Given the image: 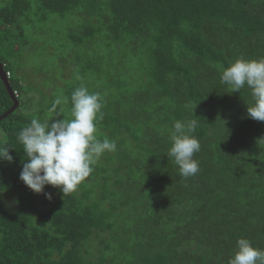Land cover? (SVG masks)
<instances>
[{
    "label": "trees",
    "instance_id": "trees-1",
    "mask_svg": "<svg viewBox=\"0 0 264 264\" xmlns=\"http://www.w3.org/2000/svg\"><path fill=\"white\" fill-rule=\"evenodd\" d=\"M53 16L72 21L52 54L70 53L61 60L74 73L54 92L69 101L81 85L99 92L97 138L117 144L65 196L52 186L34 194L19 179L20 130L71 118L70 102L49 113L53 90L49 100L21 74L47 47L39 37ZM241 57L264 58V0H0L12 92L0 77V117L19 103L0 121L13 157L0 161V264H227L240 238L264 249V122L247 118L250 91L231 93L217 68ZM194 116L199 171L183 178L169 136Z\"/></svg>",
    "mask_w": 264,
    "mask_h": 264
},
{
    "label": "clouds",
    "instance_id": "clouds-1",
    "mask_svg": "<svg viewBox=\"0 0 264 264\" xmlns=\"http://www.w3.org/2000/svg\"><path fill=\"white\" fill-rule=\"evenodd\" d=\"M217 68L220 82L231 93H240L245 87L250 91L252 103L247 106V118L264 122V58L241 57L226 68L223 65ZM69 102L70 119H32L17 135L27 157L19 179L34 194H42L45 186L59 189L63 196L74 192L91 175L101 156L117 149L115 141L107 137L101 140L96 135L97 124L103 119L99 92H90L81 85L73 90L70 101L68 97L57 96L48 111L62 112L63 107L58 106ZM197 126L198 120L194 116L191 120L175 121L170 131L171 147L167 157L178 167L183 178L199 171V162L193 158L201 147L193 135ZM0 161H13L9 147L0 146ZM45 195L51 199V194ZM227 264H264V249L253 247L248 239L240 238Z\"/></svg>",
    "mask_w": 264,
    "mask_h": 264
},
{
    "label": "rangeland",
    "instance_id": "rangeland-1",
    "mask_svg": "<svg viewBox=\"0 0 264 264\" xmlns=\"http://www.w3.org/2000/svg\"><path fill=\"white\" fill-rule=\"evenodd\" d=\"M42 26L44 32L43 35L39 37V40L41 41V39H43L44 43H47V47L37 45L38 48L37 50L30 52V54L28 53L29 58L26 59L23 69L21 70V74L25 76L24 77L25 80L28 83H30L31 86L33 87L38 86L42 88L44 92L48 94L47 99L50 100L51 97L49 96L51 95L52 90H53V94L56 95V97L57 96L65 97L64 89L59 90L58 93L55 94L54 88L55 91H57V88L60 87L59 85L60 80L61 82H63V80H66L67 76L69 78L70 76H72L71 79L74 78V73L73 74L68 73L70 67L73 65H70V67L67 66L66 69H64L66 62H62L64 56L66 57V55L70 53L65 52L66 54L61 56L59 49L56 55L52 54V52L56 49L55 48L56 44L59 45V46L57 45V47H61L65 43V36L67 35L68 31L72 26V21H70L69 19L63 20L59 17L53 16V20H50L49 22H47ZM56 30H58L59 33L55 37L54 34ZM76 64L77 63H75V66ZM36 71H37L36 74L39 77L35 75ZM53 73L55 77L53 76ZM30 97L34 98V100L32 101V106H35L36 101L40 102L39 100L40 97L38 96V94L32 93ZM8 200L10 205H12L13 204L12 199L9 198ZM12 209H16V206H13Z\"/></svg>",
    "mask_w": 264,
    "mask_h": 264
},
{
    "label": "water",
    "instance_id": "water-1",
    "mask_svg": "<svg viewBox=\"0 0 264 264\" xmlns=\"http://www.w3.org/2000/svg\"><path fill=\"white\" fill-rule=\"evenodd\" d=\"M0 77L7 84L8 89H9L10 93L12 94L10 87H9V84H8V80L4 74L3 66L1 64H0ZM18 106H19V103L17 100H15L14 106L11 108L10 111H8L6 114H4L3 116L0 117V121L3 120L4 118H6L7 116H9L10 114H12L18 108Z\"/></svg>",
    "mask_w": 264,
    "mask_h": 264
}]
</instances>
